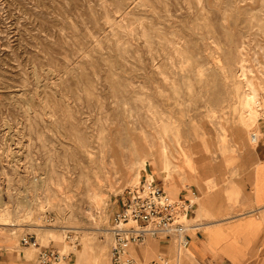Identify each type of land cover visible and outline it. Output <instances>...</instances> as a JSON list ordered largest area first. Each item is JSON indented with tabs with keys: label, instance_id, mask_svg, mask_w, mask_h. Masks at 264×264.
Instances as JSON below:
<instances>
[{
	"label": "rangeland",
	"instance_id": "rangeland-1",
	"mask_svg": "<svg viewBox=\"0 0 264 264\" xmlns=\"http://www.w3.org/2000/svg\"><path fill=\"white\" fill-rule=\"evenodd\" d=\"M251 81L264 96V0H0V239L37 264L21 235L59 264H111L107 231L143 160L178 195L160 153L180 190L243 212L263 141L259 111L241 127ZM180 146L198 178L177 171ZM150 245L132 252L142 264Z\"/></svg>",
	"mask_w": 264,
	"mask_h": 264
},
{
	"label": "crops",
	"instance_id": "crops-1",
	"mask_svg": "<svg viewBox=\"0 0 264 264\" xmlns=\"http://www.w3.org/2000/svg\"><path fill=\"white\" fill-rule=\"evenodd\" d=\"M259 129L263 137L259 160L254 165L251 183L241 191L238 203V207H241L243 212L234 216H220L219 213L223 210L218 208L222 206L215 201V197L204 198V195H196V189L180 190L176 183L168 181L169 187L178 194L173 196L166 191L165 185L160 183L172 197L194 199V210L188 220L191 228L188 231L190 241L187 249L178 252L173 241L165 238H152L150 243L146 242L143 245L145 254L150 244L154 246L155 251L153 250L152 253H155L157 257L151 262L169 264V261L175 259L177 264L184 260L186 264H264L263 119ZM213 201L219 206L213 207ZM139 250L137 246L132 247L130 253L141 263L134 255L135 253L140 255ZM30 257L23 250H20L18 254L10 252L7 243L0 239V264H37Z\"/></svg>",
	"mask_w": 264,
	"mask_h": 264
},
{
	"label": "built area",
	"instance_id": "built-area-1",
	"mask_svg": "<svg viewBox=\"0 0 264 264\" xmlns=\"http://www.w3.org/2000/svg\"><path fill=\"white\" fill-rule=\"evenodd\" d=\"M258 111L264 120V102ZM257 136L253 133L252 138ZM193 210V199L170 196L154 178L128 187L109 229L111 264H141L131 255L130 248L144 245L150 238L169 239L178 252L184 251L190 241L188 220ZM19 245L38 249V264H59L63 258L58 251L41 248L37 238L30 234L21 235Z\"/></svg>",
	"mask_w": 264,
	"mask_h": 264
},
{
	"label": "bare ground",
	"instance_id": "bare-ground-1",
	"mask_svg": "<svg viewBox=\"0 0 264 264\" xmlns=\"http://www.w3.org/2000/svg\"><path fill=\"white\" fill-rule=\"evenodd\" d=\"M248 86H249L248 90L245 92L241 102L242 115L240 116V118L242 125L241 127L243 130L251 129L253 126L260 124L259 123L260 119L258 118V107L260 104L264 102V96L261 95V93L259 92L260 86L257 87V84L252 81L248 83ZM251 133L253 135V132ZM180 152H181V156L183 157V161H182L183 166L179 167L180 169H178L177 171L181 170V168L186 166L188 169L187 173H190L191 177L197 178L198 171L192 158V152H188L182 146H180ZM164 158L165 157H163L161 153L155 155V157L153 156L154 161L159 166L160 172L165 173V176L163 177L164 182H167L169 181V177H171L170 162ZM147 165H148L147 161L143 160L141 167L143 171L146 172L148 178L152 179L154 177V174L152 171L148 169ZM38 186L40 185L38 184ZM107 232L109 233L110 231ZM152 248H154L153 245ZM99 258H100V254L94 255L93 257V259H99Z\"/></svg>",
	"mask_w": 264,
	"mask_h": 264
}]
</instances>
